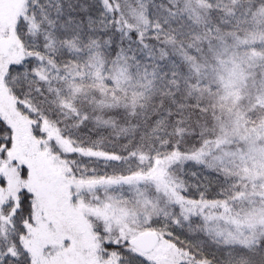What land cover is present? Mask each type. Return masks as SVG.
Masks as SVG:
<instances>
[{"label": "snow or ice", "instance_id": "obj_1", "mask_svg": "<svg viewBox=\"0 0 264 264\" xmlns=\"http://www.w3.org/2000/svg\"><path fill=\"white\" fill-rule=\"evenodd\" d=\"M0 264H264V0H0Z\"/></svg>", "mask_w": 264, "mask_h": 264}]
</instances>
